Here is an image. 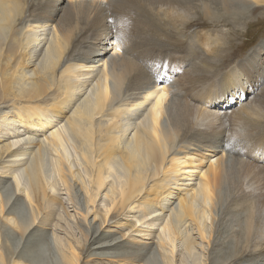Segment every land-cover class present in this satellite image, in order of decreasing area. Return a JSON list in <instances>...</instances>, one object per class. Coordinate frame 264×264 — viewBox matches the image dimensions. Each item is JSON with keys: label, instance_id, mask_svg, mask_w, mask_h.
<instances>
[{"label": "bare ground", "instance_id": "6f19581e", "mask_svg": "<svg viewBox=\"0 0 264 264\" xmlns=\"http://www.w3.org/2000/svg\"><path fill=\"white\" fill-rule=\"evenodd\" d=\"M59 1L0 0V184L1 177H13L32 213V221L25 223L12 214L18 198L5 209L8 201L0 197L5 224L21 234L38 224L54 229L62 226L66 213L58 191L68 193L78 186L68 158L72 150L86 199L84 209L77 210L86 226L90 225L89 215L95 219L96 203L104 193L106 199L99 208L103 223L117 216L134 217L147 227L143 237H148L154 226L160 227V241L169 244L171 254L176 249L178 264H196L202 243H210L202 220L212 215L220 201V186L229 165L239 163L235 155L246 144L253 145L251 153L255 155L264 149L262 83L263 94L252 109L245 104L227 116L226 110L210 106L231 93L238 82L236 71L228 70L221 81L226 91L219 88L220 81L211 83L214 72L222 70L220 66L224 64L225 69L231 59L242 54V42L231 38L226 43L223 37L207 32L193 34L203 56L187 76L173 81L168 70L171 74L175 67L168 61L159 70L157 64L154 69L149 67L148 73L128 56L137 46L128 39L139 22L128 19L117 28L111 25L103 3L112 0H68L65 8ZM92 3H98L97 7L85 13L82 7ZM60 6L63 13L55 22ZM158 8L175 30L192 24L185 9H194L202 24L220 21L232 26L233 37L241 39L260 19L264 0H160ZM101 28L109 31L89 56L88 42ZM149 28L153 36L162 35L156 24ZM182 41L183 47H188ZM108 49L113 52L107 58ZM152 49H165V44ZM197 50L190 45L187 58L194 57ZM196 88L201 89L200 94H194ZM183 94L191 102L178 101L172 106L171 97ZM230 101H224L221 108ZM225 120L240 130L231 129L225 135ZM244 166L253 173V183L264 182V172H255L248 163ZM251 195L255 194L243 189L233 204L240 211ZM58 207L62 214L57 213ZM242 231L245 243L241 241L239 249L251 242L252 227ZM83 235L88 240V233ZM55 242L66 245L65 264H79L70 242L61 236H56ZM10 250L6 237L0 234V264H8ZM138 251L129 250L124 256L139 257L142 253ZM244 254L238 250L232 255L237 259L247 256Z\"/></svg>", "mask_w": 264, "mask_h": 264}, {"label": "rangeland", "instance_id": "374dc122", "mask_svg": "<svg viewBox=\"0 0 264 264\" xmlns=\"http://www.w3.org/2000/svg\"><path fill=\"white\" fill-rule=\"evenodd\" d=\"M67 1L68 0H60L59 4L65 8L69 6ZM93 4H95V6ZM97 4L92 3L90 7H88L89 5H83L84 7L82 8H84V12L86 13L88 12L87 10L96 8ZM103 5L106 12L109 11L108 14L112 21L111 25H116V28L119 27L121 21H127L128 19H135V21L139 22V27L137 30H134L137 32H130L131 34L128 39L129 42L132 39L133 44L136 43L135 45L138 47L135 46L130 50L132 53V51L137 48L134 53L131 54L127 52V54L129 57L132 56L136 64L143 66L142 68L148 73L151 72L149 67H153L152 69H154V66H156L155 64L165 65L168 61L175 67V71H172L171 74L170 70H168L169 72L166 71L168 72V78L173 81L180 78L179 81H181L187 76L188 72H191V69L197 64L199 58L203 56L202 50L196 45L195 33L207 32L211 35L223 37L226 43H229L231 38H235V42L240 41L243 44L240 50L242 54L231 59V63L229 62L230 64L225 69H223L225 66L224 64L220 66L219 68L222 70H216L214 72L215 80L211 82L217 83L220 81L219 88L225 90L221 85L222 75L228 70L236 71L238 78L235 75L234 77L238 79V82L236 81L234 84L235 86L232 87V92L235 94L231 95L232 92L228 94L225 93L223 97H218L221 99H215L216 102H210V106L213 109L226 110L228 112L227 116H232L239 107L245 104L249 106V109H252L254 101L263 94V92H260L261 83L262 89L264 87V68H262L264 67V63L262 62L264 60L263 9L260 19L255 20L254 24L249 27L248 35L238 39V36L233 37L235 30L232 26L230 27V25H226L220 21L216 24H202L201 19H198V13L195 14L194 9H185L187 11L186 13H188L187 19H191L192 24H187L185 27L179 26L178 29L175 30L173 24L168 22L169 20H167V18L162 15L161 10H159L160 0H112L110 2H104ZM62 7L54 17L55 22H58L60 15L63 13ZM164 7L166 6L164 5L162 8ZM179 9L181 11L184 10V8ZM157 10L160 14L156 15ZM43 15L44 13L40 16L42 17ZM193 22L197 24H193ZM153 24H156L162 29V35L155 34L153 36L151 34L149 27ZM241 29L244 30L245 25L241 26ZM107 31H109V29L105 30V28H101L100 30H96L98 35L92 37L88 42L89 51L87 52L88 48H86V54L89 56L93 54L99 43L100 37ZM84 35H86V33ZM178 39H180L179 42H177ZM182 40L185 41L188 47H183ZM161 44H165V49H152V46ZM190 45H195L198 49V53L194 57L187 58ZM100 46L103 45L100 44ZM107 47L110 48L111 46L107 45ZM112 52V49H108L105 53V57L108 58ZM204 58H209V56H205ZM258 71L262 72L257 75L259 73ZM244 72H246V74ZM260 75H262V80ZM216 90L217 87L212 93H215ZM196 92L200 94L201 89L196 88L194 94H196ZM171 99L173 100L172 106L177 104L178 101L191 102V98H189L187 94H183L182 97L179 98L171 97ZM227 99L232 101L226 103V106L221 108L224 101L226 102ZM193 102L194 101H192V103ZM172 110H174V108H172ZM244 115L245 114H241L239 117H244ZM238 122L242 121L240 120ZM228 124L229 121L225 120V126H227L225 135H227L231 129L240 130L237 124H230L231 126ZM46 131L48 130L46 129ZM252 147V144H246L243 148L244 152L242 151L238 155H235V157L239 159V163H236V165L233 163L229 165L223 184L220 186L219 203L212 209V215H209L208 219L202 220L207 240L209 239L210 243L208 245L202 243V255L199 261H196V264H210L211 261H213L212 264H264V182L262 183V181H259V183H253V181H255L253 173L244 166L245 163H248L251 167L254 166L255 172H258V170L264 172V149L260 150L258 155H255L253 152L251 153ZM202 150L203 148L201 151ZM73 153L74 151L72 152V150L68 151V158L74 170L78 186L76 184L74 190H70L68 193L64 190L58 191V196L61 198V202L65 207V213L68 215L66 216L63 214L64 218L60 223L62 226L58 229H54L52 225L38 224L33 229L28 228L27 232L21 234L11 230L9 224H5L6 214H3V212L1 214L0 212V234L6 237L7 247L9 250L11 249L9 251L10 259L7 263L65 264L62 255L67 254L66 245L61 246L55 242V237L61 236L64 238V242H70L75 248L79 256V264H178V261L175 259L177 257L175 255L176 249H174V253L171 254L169 244L167 245V243H165L162 245L160 241L162 239V237L160 239L159 235L160 227L157 228V226H154L151 231H148L151 237L148 235V237H143L141 234H146L147 227H145V224L141 225L140 222H136L134 217H128V215L117 216L103 223V212L101 209L99 210V208H101V204L104 203L103 200L106 199L104 193L100 194V198H98L96 203V208H98V210L95 211V219H92L93 215H89L88 221H90V225L86 226L83 223L77 209H84L86 199L80 181L81 178L76 169L78 166L74 158L75 153ZM71 158H74L73 163L70 160ZM253 168H251V170H253ZM260 174L261 173H259V175ZM1 180L0 197L8 201L5 205V209L11 205L15 197H17L18 200L12 205V214L25 223L31 222V206L25 198L21 196V191L14 185L13 177H1ZM243 189L255 195L248 197L243 203L245 205H242L239 211L237 206L233 204V199L237 197L238 192ZM18 191L19 193H17ZM238 211L242 212L239 213ZM63 212L62 208H57V213L62 214ZM248 225L252 227L251 242L243 244L242 248L239 249L237 246L241 241H244L245 237L242 229L244 228L245 232ZM83 232L88 233V240L85 239ZM32 233L34 236L30 235ZM144 240L146 242L148 241V244L142 245L143 248H141V252V245L139 242ZM243 243H245V241ZM132 247H134V249H132ZM148 247H150V249ZM129 250H139L138 252L140 254L142 253V255L128 258L129 254L126 256H124V254ZM238 250L245 251L246 254L244 255L247 256L236 259L232 254H236Z\"/></svg>", "mask_w": 264, "mask_h": 264}, {"label": "snow or ice", "instance_id": "6c2138e0", "mask_svg": "<svg viewBox=\"0 0 264 264\" xmlns=\"http://www.w3.org/2000/svg\"><path fill=\"white\" fill-rule=\"evenodd\" d=\"M165 65H157V69L159 70L160 68L164 67Z\"/></svg>", "mask_w": 264, "mask_h": 264}]
</instances>
